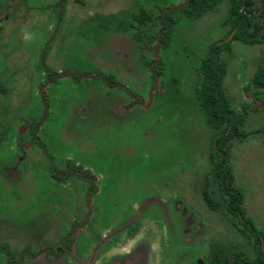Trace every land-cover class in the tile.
Returning a JSON list of instances; mask_svg holds the SVG:
<instances>
[{
    "label": "rangeland",
    "instance_id": "rangeland-1",
    "mask_svg": "<svg viewBox=\"0 0 264 264\" xmlns=\"http://www.w3.org/2000/svg\"><path fill=\"white\" fill-rule=\"evenodd\" d=\"M183 3L0 0V264H77V251L54 256L73 229L90 244L119 231L109 253L140 248L142 264L257 257L210 179L213 132L196 96L207 49L240 8L221 0L190 19ZM225 43L222 86L242 119L227 165L264 245V40ZM67 163L90 176L57 180ZM98 216L114 218L100 230Z\"/></svg>",
    "mask_w": 264,
    "mask_h": 264
},
{
    "label": "trees",
    "instance_id": "trees-1",
    "mask_svg": "<svg viewBox=\"0 0 264 264\" xmlns=\"http://www.w3.org/2000/svg\"><path fill=\"white\" fill-rule=\"evenodd\" d=\"M221 0H185L187 18H196L199 14L211 9ZM236 8H240L230 20V32H233L232 41H238L244 45H254L264 40V0H236ZM234 6L231 8L234 10ZM138 22H141L137 17ZM162 21V19H161ZM168 26V23H164ZM158 39L161 36H157ZM229 43L212 45L205 60L201 63V83L196 90L199 106L204 113L206 125L213 132V150L211 153L210 179L217 185L226 197V211L235 217L238 223L253 238L258 245V255L249 264H264L263 236L256 230L253 224L244 219L240 209L242 195L233 185L234 176L227 165V144L234 138L242 119L229 106L222 81L225 69L220 62V52L228 51ZM258 82L264 83V73L259 75ZM239 136V135H238ZM57 177V175L54 174ZM203 198L208 206L212 201L208 193H203ZM239 216V217H238ZM217 264H248L236 254H231L227 261Z\"/></svg>",
    "mask_w": 264,
    "mask_h": 264
},
{
    "label": "flooded vegetation",
    "instance_id": "flooded-vegetation-1",
    "mask_svg": "<svg viewBox=\"0 0 264 264\" xmlns=\"http://www.w3.org/2000/svg\"><path fill=\"white\" fill-rule=\"evenodd\" d=\"M183 2H184L183 5L185 7V5H186L185 0H183ZM220 43L218 45H221ZM208 49H207V51H208ZM220 54H221V52H220ZM206 55H207V52H206ZM219 57H220V55H219ZM204 60L205 59H203L202 62ZM31 131H32L31 137L35 136L34 129H31ZM236 135H237V132H234V137H236ZM33 140L34 139H32V141ZM70 165H71L70 163H67V168H66L65 172L62 174V177L60 179H57V177L52 175V174H51V176L54 179L62 180V181L68 180L69 178L73 177L75 174L78 175V177H80V178H85L86 175L90 176V174L87 173L88 171L83 169L81 166H77L75 164H72L71 166ZM88 178H90V177H88ZM96 191L97 190L92 188V185H91V186H89L88 190L85 193V198H86V209H85V211H86V213L84 215V222L82 221V224H84V225L87 224L88 220L92 216V208H91L90 198H91V196L98 193ZM120 213H121V217H120L121 220H119L120 222H131L132 215L128 214V210L124 209ZM112 218H114V216L108 218L107 219V220H109L108 222H110L112 220ZM97 221H98V225L100 227L99 228L100 230H102V228L108 224V222H103L101 220L100 216H98ZM108 232H109V234L96 233L95 242H93L94 244H90L87 241L86 232L82 231L81 233H78V237L75 239V237H74L75 232L73 229L72 234L69 235L72 238H66L65 243L62 245L61 248L58 249V251L55 253L54 256L59 259V258L64 257V255H69L71 252L74 253L75 251H77L78 255L76 254L77 255L76 258L70 257V260L75 261V263H77V264H142V262L144 261V258L146 257L147 254L143 250H141L140 248L139 249L138 248L133 249L132 253H131V251H125V252L120 251L119 253L118 252L109 253L111 251V249H116L113 247L117 244V240L120 238L119 237L120 232L116 231L114 229L108 230ZM261 245H263V244L261 243ZM150 250L153 252L151 241H150ZM108 253H109V255H107ZM105 256H107L106 259H104ZM141 256H142V261H139L141 259L140 258ZM101 260H103V261H101ZM160 260H164V253H162ZM136 262H138V263H136Z\"/></svg>",
    "mask_w": 264,
    "mask_h": 264
},
{
    "label": "water",
    "instance_id": "water-1",
    "mask_svg": "<svg viewBox=\"0 0 264 264\" xmlns=\"http://www.w3.org/2000/svg\"><path fill=\"white\" fill-rule=\"evenodd\" d=\"M232 35H233V32H231V33L229 34V36H228L223 42H221V43H225V42L229 41V40L232 38ZM261 246H262V245H261ZM198 264H201V263L198 261Z\"/></svg>",
    "mask_w": 264,
    "mask_h": 264
}]
</instances>
